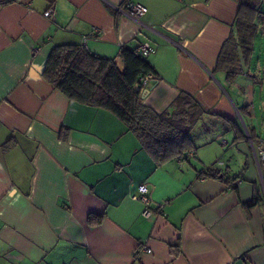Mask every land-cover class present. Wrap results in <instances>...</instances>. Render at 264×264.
<instances>
[{"label": "crops", "instance_id": "1", "mask_svg": "<svg viewBox=\"0 0 264 264\" xmlns=\"http://www.w3.org/2000/svg\"><path fill=\"white\" fill-rule=\"evenodd\" d=\"M133 1L138 21L125 0H0V264H264V15L229 78L216 61L237 1ZM143 42L156 51L142 102L161 113L184 91L207 111L195 147L160 162L41 74L58 44L121 63ZM142 182L149 217L130 197Z\"/></svg>", "mask_w": 264, "mask_h": 264}, {"label": "trees", "instance_id": "2", "mask_svg": "<svg viewBox=\"0 0 264 264\" xmlns=\"http://www.w3.org/2000/svg\"><path fill=\"white\" fill-rule=\"evenodd\" d=\"M235 1L238 10L233 30L216 61L229 78L239 74L242 61L250 57L259 20L264 15V0ZM147 56L140 55L137 48L124 47L119 63L84 45L58 44L49 51L41 74L69 100L111 111L135 135L140 146L160 162L195 147L191 132L207 111L184 91L161 113L143 103V84L139 80L155 72ZM67 133V128H61L60 138L66 140Z\"/></svg>", "mask_w": 264, "mask_h": 264}, {"label": "built area", "instance_id": "3", "mask_svg": "<svg viewBox=\"0 0 264 264\" xmlns=\"http://www.w3.org/2000/svg\"><path fill=\"white\" fill-rule=\"evenodd\" d=\"M118 10L122 12L124 15L128 16L129 18L133 19L134 21H138L139 17L147 12V7L138 2L133 0H125L122 7H119ZM52 10L48 8L44 11L45 16H50ZM156 51L155 47L149 42H143L137 47V52L140 55L147 56L151 53ZM150 75H146L140 78V82L144 85ZM261 145H264V139H260ZM256 157L264 158V148L261 146L255 152ZM149 189L146 183L142 182L137 185V188L134 192L130 194V197L134 200H140L143 203V209L141 211V215L144 217H149L152 213L159 210V206L152 205L151 199L149 197Z\"/></svg>", "mask_w": 264, "mask_h": 264}, {"label": "water", "instance_id": "4", "mask_svg": "<svg viewBox=\"0 0 264 264\" xmlns=\"http://www.w3.org/2000/svg\"><path fill=\"white\" fill-rule=\"evenodd\" d=\"M147 92H148V89H143L142 93H141V96L144 97Z\"/></svg>", "mask_w": 264, "mask_h": 264}]
</instances>
